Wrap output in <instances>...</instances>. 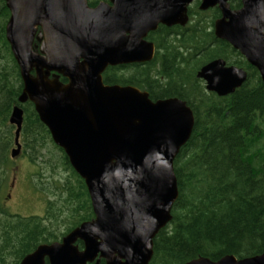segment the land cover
Returning <instances> with one entry per match:
<instances>
[{
    "label": "water",
    "instance_id": "1",
    "mask_svg": "<svg viewBox=\"0 0 264 264\" xmlns=\"http://www.w3.org/2000/svg\"><path fill=\"white\" fill-rule=\"evenodd\" d=\"M5 0V36L19 66L23 90L74 170L83 178L94 218L61 241L41 244L20 264H148L153 239L171 219L178 197L173 161L189 139L194 116L178 97L153 100L133 85L106 84L108 66L144 63L155 47L147 33L159 23L185 25L193 0ZM200 0L217 6V38L228 42L259 72L264 83V0ZM40 45L34 48V40ZM32 71L34 73H32ZM207 91L231 94L247 71L223 58L197 72ZM60 76L67 82H62ZM11 157L20 153L23 109L15 105ZM80 240L81 249L76 245ZM183 264H264V253L206 257Z\"/></svg>",
    "mask_w": 264,
    "mask_h": 264
},
{
    "label": "trees",
    "instance_id": "2",
    "mask_svg": "<svg viewBox=\"0 0 264 264\" xmlns=\"http://www.w3.org/2000/svg\"><path fill=\"white\" fill-rule=\"evenodd\" d=\"M87 2L94 6L99 0ZM229 5L239 8L241 0ZM187 14L185 25L148 33L155 45L151 60L108 66L102 74L104 83L136 86L153 100L178 97L194 116L191 135L173 161L178 197L170 221L153 239L148 264L264 253V83L239 51L215 36L218 7L201 10L197 1ZM9 15L0 0V264H20L39 245L61 241L94 213L83 178L53 142L33 103L18 100L23 81L5 36ZM215 58L247 71L246 81L231 94L207 91L196 75ZM15 105L23 109L21 154L34 166L31 185L45 198L41 215L13 213L2 204L13 163L15 126L9 118ZM76 245L83 247L80 240Z\"/></svg>",
    "mask_w": 264,
    "mask_h": 264
},
{
    "label": "rangeland",
    "instance_id": "3",
    "mask_svg": "<svg viewBox=\"0 0 264 264\" xmlns=\"http://www.w3.org/2000/svg\"><path fill=\"white\" fill-rule=\"evenodd\" d=\"M35 42L39 43L36 39ZM12 160L8 185L2 195L3 206L10 212L21 215H41L45 208V198L31 185L34 166L21 152L12 157Z\"/></svg>",
    "mask_w": 264,
    "mask_h": 264
},
{
    "label": "flooded vegetation",
    "instance_id": "4",
    "mask_svg": "<svg viewBox=\"0 0 264 264\" xmlns=\"http://www.w3.org/2000/svg\"><path fill=\"white\" fill-rule=\"evenodd\" d=\"M101 1H103V2H105V3H107L109 6H112V3H111V1L110 0H99V2H101ZM198 1V3L200 4V0H193L189 5H188V7L190 6V5H192L193 3H195V2H197ZM231 1V0H230ZM98 2V3H99ZM97 3V4H98ZM97 4H95V5H97ZM94 5V6H95ZM215 7H217V6H215ZM188 9V8H187ZM162 26H165V27H170V26H172V25H170V26H168V25H165V24H162V23H159L158 25H157V27L155 28V29H153L154 31H157V30H159L160 28H162ZM153 30H150L149 32H151V31H153ZM148 32V33H149ZM148 33H147V35H148ZM146 39H147V36H146ZM148 40V39H147ZM148 41H150V40H148ZM152 42V41H151ZM153 43V42H152ZM154 44V43H153ZM154 47H155V45H154Z\"/></svg>",
    "mask_w": 264,
    "mask_h": 264
}]
</instances>
